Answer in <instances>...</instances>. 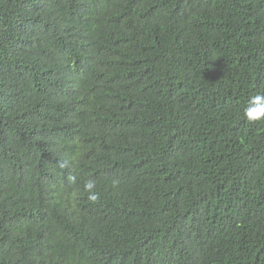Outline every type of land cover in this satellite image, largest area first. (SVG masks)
<instances>
[{"label": "trees", "instance_id": "16d2710c", "mask_svg": "<svg viewBox=\"0 0 264 264\" xmlns=\"http://www.w3.org/2000/svg\"><path fill=\"white\" fill-rule=\"evenodd\" d=\"M258 92L264 0H0V264H264Z\"/></svg>", "mask_w": 264, "mask_h": 264}, {"label": "clouds", "instance_id": "9594fccd", "mask_svg": "<svg viewBox=\"0 0 264 264\" xmlns=\"http://www.w3.org/2000/svg\"><path fill=\"white\" fill-rule=\"evenodd\" d=\"M243 117L250 123L264 120V92H258L248 98ZM75 180V176L69 177V182H75ZM117 183V181H113V187ZM95 189L96 181L94 179H88L84 182V191L87 193V199L91 202H96L99 199V193Z\"/></svg>", "mask_w": 264, "mask_h": 264}]
</instances>
